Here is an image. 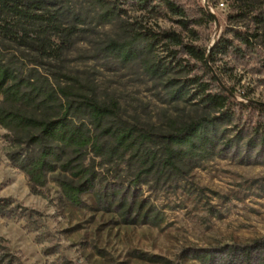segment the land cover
I'll return each mask as SVG.
<instances>
[{
    "label": "rangeland",
    "instance_id": "rangeland-1",
    "mask_svg": "<svg viewBox=\"0 0 264 264\" xmlns=\"http://www.w3.org/2000/svg\"><path fill=\"white\" fill-rule=\"evenodd\" d=\"M104 1L121 10L109 24L98 23L94 0H55L59 11L80 18L66 24L75 29L72 37L54 39L55 45L64 42L56 56L43 58L0 39V57L46 78L69 99L86 96L103 106L115 104L118 115L105 124L135 127L150 134L153 146L183 123L216 115L200 93L183 101L167 95L169 80L184 82L197 75L210 92L218 91L217 86L233 89L232 118L222 129L227 140H242L189 163L188 170L165 172L159 180L142 178L137 184L132 183L135 169L128 160L104 162L88 153L84 166L94 167L97 179L82 195L81 205L72 207L62 199L57 181L78 180L57 170L40 195L31 194L26 178L10 161L13 153L28 148L0 127V200L38 214L33 222L0 217V244L22 264H201L194 256L206 252L215 258L211 264H240L226 259L229 249L264 238V109L259 107L264 105V0H172L184 11L185 26L161 2L140 9L125 0ZM257 17L263 21L257 23ZM147 29H173L184 43L207 53L219 38H226L230 47L225 55L215 56L211 67L222 82H211L202 63L181 48L154 52L151 61L168 67L161 77H149L138 60L123 63L107 51L109 42L127 41L133 32ZM249 139L256 147L246 145ZM122 194H128L126 202L131 194L137 202L143 200L160 223L124 222ZM250 264H264V248L252 251Z\"/></svg>",
    "mask_w": 264,
    "mask_h": 264
},
{
    "label": "trees",
    "instance_id": "trees-1",
    "mask_svg": "<svg viewBox=\"0 0 264 264\" xmlns=\"http://www.w3.org/2000/svg\"><path fill=\"white\" fill-rule=\"evenodd\" d=\"M125 1L140 9L147 8L153 1L161 2L169 12L180 17V25L187 24L184 11L172 0ZM94 2L99 9L98 23L109 24L119 17L121 10L114 3L104 0ZM203 13L206 19L213 20L209 13ZM71 18L80 21L78 14L69 16L67 12L55 8V0H0V39L34 50L43 58L54 57L64 44L55 45L54 39H68L74 34L73 26H66ZM261 21L263 18L257 17V23ZM229 47L230 42L221 37L207 53L206 50L184 43L182 36L173 29H147L133 32L127 41H111L106 49L123 63L138 60L149 77H161L167 73L168 67L151 61L154 52L165 48L175 53L176 48H181L202 63L210 74L211 82L218 83L222 80L218 79V74L211 67L215 56L225 55ZM208 86L197 75L184 82H167L169 99L189 100L200 93L201 101L216 115L183 123L162 136L157 146H153L149 144L150 134L137 132L135 127L105 124L109 118L118 115L115 104L103 106L86 96H80L79 100L69 99L70 96L63 89H52L46 78L26 73L0 57V127L15 134L28 148L25 152L13 153L10 161L26 178L31 194L40 195L48 176L55 171L68 172L78 182L58 180L57 185L62 199L72 207H79L82 195L93 187L97 179L94 167L84 166L88 153L104 162L128 160L135 169L132 183L137 184L140 179L147 177L159 180L165 172L175 175L188 170L189 163L238 146L242 139L227 140L222 129L232 118L230 106L234 104V91L217 86L218 91L210 92ZM192 88H196V92H191ZM259 107L264 109V105ZM93 131L97 133L93 134ZM100 138L105 140L100 142ZM246 145L256 147L254 139H249ZM127 195L122 194L119 203V207L124 206L123 202L126 203L125 210L121 212L124 222H142L155 227L160 223L157 212H153L149 205L143 200L137 202L135 194H131L129 202H126ZM37 215L33 210L13 207L12 200H0L2 218L33 222ZM260 248H264V238L244 248H230L226 259L250 264L252 251ZM194 257L201 264H211L215 259L209 252ZM138 258L159 263L157 258L143 255ZM0 264L22 262L0 244Z\"/></svg>",
    "mask_w": 264,
    "mask_h": 264
}]
</instances>
